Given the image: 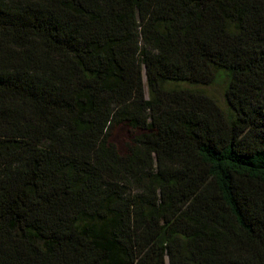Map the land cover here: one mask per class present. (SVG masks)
Returning a JSON list of instances; mask_svg holds the SVG:
<instances>
[{"label":"trees","instance_id":"obj_1","mask_svg":"<svg viewBox=\"0 0 264 264\" xmlns=\"http://www.w3.org/2000/svg\"><path fill=\"white\" fill-rule=\"evenodd\" d=\"M0 264H264V0H0Z\"/></svg>","mask_w":264,"mask_h":264},{"label":"rangeland","instance_id":"obj_2","mask_svg":"<svg viewBox=\"0 0 264 264\" xmlns=\"http://www.w3.org/2000/svg\"><path fill=\"white\" fill-rule=\"evenodd\" d=\"M209 96L217 101L221 108L227 110L226 100H225V84H217L212 87L205 88ZM128 132L126 128H121L116 131L113 141L118 145V147L123 150V145L128 141Z\"/></svg>","mask_w":264,"mask_h":264}]
</instances>
